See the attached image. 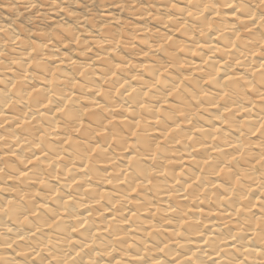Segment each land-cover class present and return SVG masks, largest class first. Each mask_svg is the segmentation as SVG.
Masks as SVG:
<instances>
[{
    "label": "clouds",
    "instance_id": "1",
    "mask_svg": "<svg viewBox=\"0 0 264 264\" xmlns=\"http://www.w3.org/2000/svg\"><path fill=\"white\" fill-rule=\"evenodd\" d=\"M0 264H264V0H0Z\"/></svg>",
    "mask_w": 264,
    "mask_h": 264
}]
</instances>
